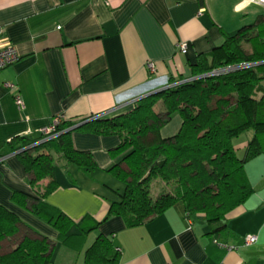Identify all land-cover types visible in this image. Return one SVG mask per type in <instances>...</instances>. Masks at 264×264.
<instances>
[{
	"label": "crops",
	"instance_id": "obj_1",
	"mask_svg": "<svg viewBox=\"0 0 264 264\" xmlns=\"http://www.w3.org/2000/svg\"><path fill=\"white\" fill-rule=\"evenodd\" d=\"M263 14V6L247 0H0V46H12L19 55L0 70V205L25 224L17 238L40 233L54 241L49 264H84V251L99 234L118 250V264H264V151L244 162L252 191L222 221L187 218L178 204L129 227L120 217L105 218L112 197L99 192L93 178L95 170L104 173L115 161L109 150L118 136L78 127L93 117L122 114L171 77L188 76L198 55L209 54L225 35ZM179 42L186 44L183 51ZM17 95L21 107L14 102ZM55 116L75 122L74 148L90 151L97 165L86 172L54 155L60 161L58 187L45 201L74 223L85 215L100 222L65 243L48 223L10 200L13 191L34 194L10 142L37 141L39 129ZM179 118H170L172 129L160 134H174ZM246 132L234 142L240 157L252 136ZM46 182L41 180L40 188ZM249 234L256 242L244 245ZM10 246L4 241L0 250Z\"/></svg>",
	"mask_w": 264,
	"mask_h": 264
},
{
	"label": "trees",
	"instance_id": "obj_2",
	"mask_svg": "<svg viewBox=\"0 0 264 264\" xmlns=\"http://www.w3.org/2000/svg\"><path fill=\"white\" fill-rule=\"evenodd\" d=\"M228 67L232 69L211 74ZM263 81L264 14L225 35L209 54L198 55L188 76L171 77L168 86L137 99L122 114L92 118L78 126L119 138L118 145L109 150L115 161L105 171L121 183V188L105 184L113 195L105 218L117 216L132 227L181 204L187 218L208 223L225 219L252 191L244 162L264 151ZM174 113L180 117L178 130L162 136V126ZM74 124L62 119L56 138L29 148L35 141L22 138L10 142V150L19 156L34 192L13 191L11 202L53 227L62 243L100 224L90 215L74 223L45 201L58 187L54 155L86 172L97 167L90 151L74 148L70 135ZM246 131L252 136L244 156L239 157L235 138ZM43 179L47 182L40 188ZM153 179L166 187L155 197L150 194ZM21 226H25L23 221L0 205V247L4 241L11 243L8 251L0 250V264H49L54 241L40 233L17 238ZM84 264H118V250L111 239L97 235L84 251Z\"/></svg>",
	"mask_w": 264,
	"mask_h": 264
},
{
	"label": "built area",
	"instance_id": "obj_3",
	"mask_svg": "<svg viewBox=\"0 0 264 264\" xmlns=\"http://www.w3.org/2000/svg\"><path fill=\"white\" fill-rule=\"evenodd\" d=\"M247 1H249L251 3H256V4L264 7V0H247ZM1 33H2V29L0 28V34ZM185 47H186V44L183 42H179L177 44V48L179 50L183 51L185 49ZM18 57H19V55H18V53L14 47L8 46V45L7 46H0V70H2L3 68H5L11 64H13L14 62H16L18 60ZM148 68L153 70L154 69L153 63H148ZM230 69H232V68L231 67L222 68V69L213 71L211 74H217V73H220L221 71H227ZM5 85L10 89L14 88V85H12V84L7 83ZM166 86H168V85H166ZM166 86H164V87H166ZM14 102H15L17 107L22 106V101L18 95L15 96ZM97 118H99V117H93V119H97ZM62 119L63 118L61 116H55L48 125L41 127L39 129V132H40L39 139L37 141H35L33 144L29 145L27 148L34 146L36 144H40L42 142H46V141L51 140L53 138H56L61 132L60 130H58V126L60 125ZM256 239H257L256 235H253V234L246 235L243 238V244L244 245H251V244L256 242ZM213 241L218 246L224 247L228 250H231L234 248L233 245H228L226 243L219 242L216 239H214Z\"/></svg>",
	"mask_w": 264,
	"mask_h": 264
},
{
	"label": "rangeland",
	"instance_id": "obj_4",
	"mask_svg": "<svg viewBox=\"0 0 264 264\" xmlns=\"http://www.w3.org/2000/svg\"><path fill=\"white\" fill-rule=\"evenodd\" d=\"M174 117H179V115L177 113L172 114L171 118ZM180 119V118H179ZM172 125H173V120L171 122H168L167 124H165L164 126H162V131L164 132H169L172 129ZM252 133L251 131L246 132V134H250ZM240 157V155H238ZM59 160L55 161L56 164V168L59 170ZM95 177H93L95 179V184L97 185V188L99 190V192H102L103 194H106L107 196L109 195L110 197H113L112 192L109 191L105 185H101L103 182V184H108L110 186H112L113 188H121V183L119 181H117L113 176H111L109 173H107L106 171L103 172H98L97 170H95ZM93 183V182H91ZM99 183V184H97ZM86 184V183H83ZM165 185L163 182H161L159 179H153L151 181V188H150V194L152 197H155L157 194H159L162 191H165Z\"/></svg>",
	"mask_w": 264,
	"mask_h": 264
}]
</instances>
